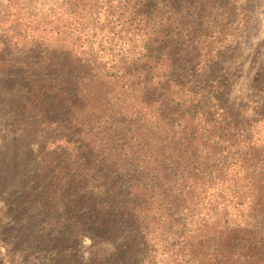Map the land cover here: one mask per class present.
I'll return each mask as SVG.
<instances>
[{
	"label": "trees",
	"instance_id": "obj_1",
	"mask_svg": "<svg viewBox=\"0 0 264 264\" xmlns=\"http://www.w3.org/2000/svg\"><path fill=\"white\" fill-rule=\"evenodd\" d=\"M142 6L0 0V78L23 95L10 115L47 127L43 162L68 163L91 238L114 242L91 264H264V145L175 78L172 19Z\"/></svg>",
	"mask_w": 264,
	"mask_h": 264
},
{
	"label": "rangeland",
	"instance_id": "obj_2",
	"mask_svg": "<svg viewBox=\"0 0 264 264\" xmlns=\"http://www.w3.org/2000/svg\"><path fill=\"white\" fill-rule=\"evenodd\" d=\"M141 1L142 10L156 4L172 19L169 33L159 39L173 59L179 55L185 61L175 78L182 80L184 73L196 91L204 86L240 128L251 127L256 143L264 145V0ZM38 36L27 34L18 46H29ZM19 87L0 78V264H91L107 254L115 259L114 242L91 238L86 210H80L63 168L68 163L59 162L54 171V163L43 162L47 127L33 123L27 113L23 119L10 115L23 96ZM34 179L44 192L33 189ZM126 233L115 241L119 253L132 240Z\"/></svg>",
	"mask_w": 264,
	"mask_h": 264
}]
</instances>
